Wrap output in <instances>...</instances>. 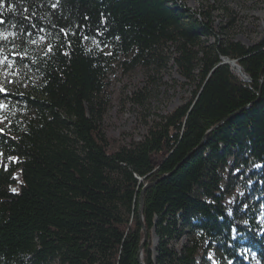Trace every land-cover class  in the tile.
<instances>
[{"label": "trees", "instance_id": "16d2710c", "mask_svg": "<svg viewBox=\"0 0 264 264\" xmlns=\"http://www.w3.org/2000/svg\"><path fill=\"white\" fill-rule=\"evenodd\" d=\"M206 19L184 0H0V83L4 68L18 76L0 86V264H218L213 250L264 264V39L209 42ZM168 44L194 96L116 147L102 124L111 68L151 65ZM162 177L142 219L141 192Z\"/></svg>", "mask_w": 264, "mask_h": 264}, {"label": "rangeland", "instance_id": "374dc122", "mask_svg": "<svg viewBox=\"0 0 264 264\" xmlns=\"http://www.w3.org/2000/svg\"><path fill=\"white\" fill-rule=\"evenodd\" d=\"M184 3L203 21L207 20V15L211 16L212 28L217 34L211 36L209 42L228 38L252 46L264 39V0H184ZM175 65L174 47L168 44L158 61L151 65L127 68L126 64L119 62L111 68L108 74L110 100L102 124L116 147L128 143L132 138L142 139L153 121L192 99L197 83L183 78ZM232 69L243 80L242 75L245 73L240 71L239 74L236 67ZM3 71L1 77L4 82L0 86L8 85L7 91L14 92L18 83L16 71L5 68ZM0 104L5 105L0 108V122L5 123L6 104ZM17 178H20V174H17ZM16 188L13 186V189ZM246 194V190L237 189L229 195V201L237 204ZM263 215L259 219L262 220ZM152 236L156 247L159 237L155 231ZM185 242L187 238L182 237L171 244L180 247ZM218 254L213 250L209 257L221 264ZM244 254L247 262L260 264L254 253L246 251Z\"/></svg>", "mask_w": 264, "mask_h": 264}, {"label": "water", "instance_id": "95a60500", "mask_svg": "<svg viewBox=\"0 0 264 264\" xmlns=\"http://www.w3.org/2000/svg\"><path fill=\"white\" fill-rule=\"evenodd\" d=\"M224 60H225V63H228V64H230L232 67H233V64H232V62H237V59H233V58H230V57H224ZM238 64V63H237ZM239 65V64H238ZM240 66V65H239ZM241 67V66H240ZM241 69H242V67H241ZM243 70V69H242ZM261 74V82H262V85L264 84V67H263V70H262V73H260ZM245 75H247V74H245ZM244 81H250L251 80V78L247 75V78L246 79H243ZM262 85H260L261 86V89H260V92H259V95H260V97H261V94H262V88H263V86ZM254 104V102L253 103H251V104H249V105H247V106H245V107H243V108H241V109H239V110H237V111H235V113H233V114H231V115H229L228 117H226L225 119H223V121H221L220 123H218L215 127H213V129H211L209 132H211V131H213L214 129H216V128H218V127H220L222 124H226V122L228 121V120H230V119H232L233 117H235L236 115H237V113H240L242 110H245L246 108H248L250 105H253ZM209 132L206 134V136H208V134H209ZM206 136H204L205 138H206ZM205 138H204V140L202 141V143L200 144V146L203 144V142L205 141ZM190 155H191V153H189L188 155H187V157L183 160V161H181V163H179V165H177V167L170 173V174H173L174 172H176L177 171V169L181 166V164L182 163H184V161L187 159V158H189L190 157ZM170 174H168V175H170ZM168 175H166V176H168ZM166 176H164V177H166ZM164 177H162V178H159V179H157L156 181H154L153 183H148V184H146L145 186H144V188H143V190H142V192H141V196H140V215L142 216V207H143V204H144V193H145V190L147 189V187H150V186H152V185H154L155 183H157V182H159L160 180H162ZM142 219H143V216H142ZM144 232H145V237H144V241H143V243H142V245H141V249L140 250H142L143 249V247H144V245H145V243L148 241V239H149V234H148V231H147V228H146V226L144 225ZM139 257H140V259H141V261H142V257H141V252H140V255H139ZM143 264H146L145 262H143Z\"/></svg>", "mask_w": 264, "mask_h": 264}, {"label": "bare ground", "instance_id": "6f19581e", "mask_svg": "<svg viewBox=\"0 0 264 264\" xmlns=\"http://www.w3.org/2000/svg\"><path fill=\"white\" fill-rule=\"evenodd\" d=\"M235 62H236V61H235ZM235 62H232L233 67L238 68V73L240 74V71L243 72V70H242L241 67H240L239 65H237V63H235ZM242 78H243V79H246L247 76H246L245 74H243V75H242Z\"/></svg>", "mask_w": 264, "mask_h": 264}, {"label": "snow or ice", "instance_id": "6c2138e0", "mask_svg": "<svg viewBox=\"0 0 264 264\" xmlns=\"http://www.w3.org/2000/svg\"><path fill=\"white\" fill-rule=\"evenodd\" d=\"M0 22H2V21H0ZM4 38L6 39L7 37L5 36ZM4 91H5V89L0 88V92H4ZM4 107H5L4 104H0V108H4ZM0 131H2V129H0Z\"/></svg>", "mask_w": 264, "mask_h": 264}]
</instances>
